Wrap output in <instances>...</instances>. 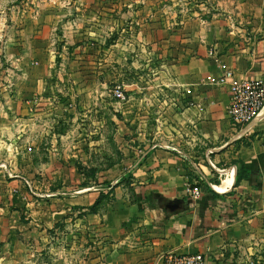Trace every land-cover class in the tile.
<instances>
[{
	"label": "crops",
	"instance_id": "crops-1",
	"mask_svg": "<svg viewBox=\"0 0 264 264\" xmlns=\"http://www.w3.org/2000/svg\"><path fill=\"white\" fill-rule=\"evenodd\" d=\"M132 1L135 27L107 47L103 56L111 60L94 62L92 57L103 50L81 43L91 35L101 43L110 35L68 37L73 47L66 65L78 78L84 79L80 74L91 65L106 70L107 62L120 66L117 80L126 91L132 90L124 82L127 72L137 76L135 98L119 105L126 118L135 116V130L119 127L128 139L118 143L125 155L116 165L131 178L117 177L95 214H84L89 243L81 258L74 243L65 249L46 234L107 192L98 186L67 196V201H55L63 208L53 211L42 196L25 190L22 176L31 95L27 85L40 90L51 72L53 13L39 11L32 26L23 16L26 29L16 33L22 35L19 47H11V38L4 47V56H18L12 64L21 76L13 91L0 82V264H160L159 257L167 252L201 255L207 264H264V109L250 125L234 128L226 117L228 87L207 82L220 77L224 65L232 73L229 82L264 83V0ZM109 12L115 13L118 34L119 13ZM104 16L113 14L100 13L99 18ZM29 65L37 67L27 75ZM145 74L150 79L143 84ZM234 163L249 172L236 188ZM227 178L230 185L218 191ZM209 184L214 185L212 193ZM190 185L199 187L198 200L186 195Z\"/></svg>",
	"mask_w": 264,
	"mask_h": 264
},
{
	"label": "rangeland",
	"instance_id": "rangeland-1",
	"mask_svg": "<svg viewBox=\"0 0 264 264\" xmlns=\"http://www.w3.org/2000/svg\"><path fill=\"white\" fill-rule=\"evenodd\" d=\"M134 2L132 0H124V3L121 0H3L0 5V82L2 87L5 86L6 89L8 87L12 91L20 82L21 72L12 64L18 56L9 57L4 56L6 53H2L4 47L9 45V38L12 48L19 47L16 45L21 43L19 39H22V35L16 33L26 29V25L21 22L23 16L29 17L27 24L31 23V26L39 11L41 15L49 11L55 18L53 27H50L49 39L52 51L51 72L43 78L40 84L42 88L36 90L39 91L38 93L32 90L35 85L29 83L27 85V92L31 93L27 101L29 103L28 142L27 149L23 151L25 154L22 156V161L25 163L21 165L26 169V175H22L27 179L25 190L30 195H37L34 196L35 198L42 196L43 199L40 200L45 204L51 203L48 206H51L53 211L63 208L62 204H56L55 201H67V196L83 195L84 191L93 187L100 186L103 192H107V195L104 194V199H107L108 194L113 191L117 177L125 174L131 178L126 174V169L116 165H120L119 160L125 155L119 150L118 143H124L128 139L126 134L119 131V127L135 130V116L130 115V118H126V115H123L126 111L119 106L135 98V78L137 79L135 72H127L124 82L131 84L132 90L126 91L122 81L117 80L120 72L116 69H120V66L114 62H107L109 66L106 70H99L98 67L91 65V69L85 74H80L81 78L85 77L84 79L78 78L66 62L71 57L68 48L73 47L68 43L71 42L68 37L74 33L110 35L105 36L106 40L101 43L98 37L96 42L93 35L90 36L91 40H82L81 43H89L88 47L93 49L98 45L100 50L104 51L100 56H93L92 59L111 60L108 55L103 56L107 47L115 45L113 42L118 35H130L129 28L135 27L131 24V19H134L131 13L135 12ZM108 3L118 6L105 7ZM109 10L119 13L121 23L117 26L118 34L115 31V22L113 23L115 13ZM100 13L113 14V16L99 18ZM80 38H85V35L79 36ZM93 61L95 62L96 59ZM36 67L29 65L27 75H30ZM149 75L151 78V73ZM150 78L145 74L141 77L142 83H147ZM85 81L90 84L87 85ZM116 90L123 93L125 97L123 101L114 96ZM159 96L160 94L157 97ZM108 182L109 188L103 186ZM81 210H75V215L65 216L67 218L65 222L57 223L55 228L46 234L48 241L59 243V246L65 249L69 242L71 246L74 243L78 248V250L74 249V252L80 258L84 256V247L89 243V237H86L87 233L83 231L85 224L83 216L88 211L81 212ZM68 218L71 220L69 221ZM74 221L77 224L75 228ZM66 256L67 253L61 255V258L64 259Z\"/></svg>",
	"mask_w": 264,
	"mask_h": 264
},
{
	"label": "built area",
	"instance_id": "built-area-1",
	"mask_svg": "<svg viewBox=\"0 0 264 264\" xmlns=\"http://www.w3.org/2000/svg\"><path fill=\"white\" fill-rule=\"evenodd\" d=\"M222 74L218 78H210L209 85L228 87L230 99L226 109V117L234 128H243L256 121L264 109V83L261 81H243L239 83L229 82L232 79L231 71L224 65L220 66ZM186 94H190L187 90ZM114 96L123 101L125 99L122 92L116 90ZM212 169L215 166L209 162ZM224 176V175H223ZM226 176H224L225 178ZM214 190V185L209 184ZM186 195L193 199L200 198V189L196 185L187 186ZM160 264H207L201 255H176L167 252L159 257ZM249 264H255L250 262Z\"/></svg>",
	"mask_w": 264,
	"mask_h": 264
},
{
	"label": "trees",
	"instance_id": "trees-1",
	"mask_svg": "<svg viewBox=\"0 0 264 264\" xmlns=\"http://www.w3.org/2000/svg\"><path fill=\"white\" fill-rule=\"evenodd\" d=\"M233 165L236 167V174L234 176L232 187L236 188L239 185V183L241 182V180H243V179H245V178H247L249 176V172L245 169V167H244V165L242 163H239V164L238 163H234ZM121 182H122V180L120 182H118L116 184V186L121 184ZM103 186H105L106 188L110 187L109 183H104ZM208 190L211 193L213 192L210 189V187H208ZM103 199H104V194L102 192H100L98 198L95 200L93 205H91L89 208L86 209L88 211V213L89 214H95V212L97 211V209H98V207H99V205H100V203L102 202Z\"/></svg>",
	"mask_w": 264,
	"mask_h": 264
},
{
	"label": "bare ground",
	"instance_id": "bare-ground-1",
	"mask_svg": "<svg viewBox=\"0 0 264 264\" xmlns=\"http://www.w3.org/2000/svg\"><path fill=\"white\" fill-rule=\"evenodd\" d=\"M230 183H231V178H227L226 180H224L223 185L218 187L217 190L221 191V192L224 191L226 185L228 186V185H230Z\"/></svg>",
	"mask_w": 264,
	"mask_h": 264
}]
</instances>
